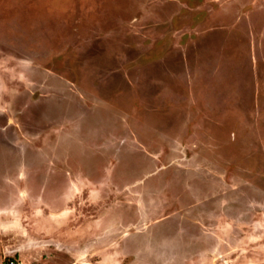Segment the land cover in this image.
I'll list each match as a JSON object with an SVG mask.
<instances>
[{
  "label": "rangeland",
  "instance_id": "374dc122",
  "mask_svg": "<svg viewBox=\"0 0 264 264\" xmlns=\"http://www.w3.org/2000/svg\"><path fill=\"white\" fill-rule=\"evenodd\" d=\"M0 246L264 264V0H0Z\"/></svg>",
  "mask_w": 264,
  "mask_h": 264
},
{
  "label": "crops",
  "instance_id": "0c3cea01",
  "mask_svg": "<svg viewBox=\"0 0 264 264\" xmlns=\"http://www.w3.org/2000/svg\"><path fill=\"white\" fill-rule=\"evenodd\" d=\"M23 246H25V245H23ZM5 247L6 246H0V261H1V254L3 255V252H5ZM19 249H21V248H19ZM17 253H19V252H17ZM20 254V253H19ZM22 261L20 262L21 264H26V261H25V259H21ZM27 260V259H26Z\"/></svg>",
  "mask_w": 264,
  "mask_h": 264
},
{
  "label": "flooded vegetation",
  "instance_id": "af4514ba",
  "mask_svg": "<svg viewBox=\"0 0 264 264\" xmlns=\"http://www.w3.org/2000/svg\"><path fill=\"white\" fill-rule=\"evenodd\" d=\"M10 264H15V262L12 263V262L10 261ZM18 264H21V263H18Z\"/></svg>",
  "mask_w": 264,
  "mask_h": 264
},
{
  "label": "built area",
  "instance_id": "2783aa9c",
  "mask_svg": "<svg viewBox=\"0 0 264 264\" xmlns=\"http://www.w3.org/2000/svg\"><path fill=\"white\" fill-rule=\"evenodd\" d=\"M11 262L13 263L14 261L11 260Z\"/></svg>",
  "mask_w": 264,
  "mask_h": 264
}]
</instances>
